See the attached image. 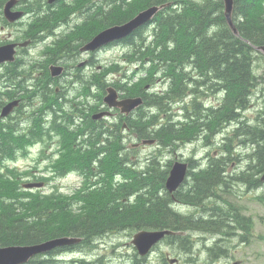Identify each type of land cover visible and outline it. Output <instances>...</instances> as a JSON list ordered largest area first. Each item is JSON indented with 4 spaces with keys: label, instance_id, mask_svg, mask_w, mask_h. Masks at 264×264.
<instances>
[{
    "label": "trees",
    "instance_id": "16d2710c",
    "mask_svg": "<svg viewBox=\"0 0 264 264\" xmlns=\"http://www.w3.org/2000/svg\"><path fill=\"white\" fill-rule=\"evenodd\" d=\"M153 1L138 0L137 9L133 11L130 8H134L135 5L125 7L126 9L123 11L118 8L106 14L101 12V15L98 16L94 23L95 31L101 30L110 23L121 22L132 17L138 9L149 6ZM155 1L158 3L169 1L170 4L164 7L155 17L154 21L156 23H150V25L154 26L153 30L158 29V32L154 48L147 47L145 54L148 55V59L152 62V68L154 69L158 66L157 69H163V74L170 76L171 83L166 95L158 98L152 96L150 100L153 103H158L162 99L175 101L189 90H192L193 88L187 90V82L182 81L184 78H191V75L184 71V68L189 63H192L195 67L197 76L201 74L203 77L202 81L199 82L193 80V91L195 90L196 96L206 93L213 95L223 94L219 104L214 107L204 108V105L196 100L186 106L184 105L182 107L184 121L180 122L177 127H174L172 123H163L158 130V134L164 139L165 145H169L172 142L173 148L178 147L186 141L197 139L201 135L200 132L205 131L209 133L203 137V140L205 145L210 146L213 137L218 131L229 124H236L231 133L229 131L224 136V142L221 146V154L223 155V164L225 166L220 161H216L206 167L198 168L197 173L194 175V184L189 185L188 188L182 187L179 191L180 198L188 204L202 205L206 198L217 199V197L221 196L216 192V185L221 182H223L221 186H225V191L228 189L227 184L229 182L237 180L259 186L260 181L257 175L264 171V124H262L264 123V108L259 109L252 123L242 117L241 114L249 106L251 96L263 82L261 76L257 75L253 65L256 49L260 47L259 45H264V9L262 0H234L232 18L238 29L237 35L231 31L224 19L220 0H216L214 9L209 14L207 11L212 9V6H203L204 1L202 3H195L191 0ZM174 5H177V8ZM38 19L41 20V18ZM50 19H52V16ZM93 22V19L89 21V23ZM122 44L127 45L128 43ZM221 52L228 53L230 57L236 54L239 60L242 58L245 63V72L240 77L244 76V79H232L230 77L229 74L234 71L235 66L231 67V69L230 66H220L221 62H227V59H221L219 56L222 55ZM209 54L213 56L210 57ZM141 84L130 86L128 89L130 94L139 93L137 91ZM262 88L264 90V86ZM92 110L95 111V109ZM135 117L136 114L132 117L129 116V120L131 121ZM86 121H89V124H86L81 131L86 133L89 130L90 140L95 137H101L102 130L96 136H93L96 132L95 128L101 126V121H92L90 115L89 117L86 116ZM259 123L263 125L262 129H260ZM132 125L138 130L146 127L145 123L132 122ZM12 127H8L5 131L4 125H0V152L5 146L13 142ZM138 135L140 137L151 136L148 132H140ZM156 135L155 133L154 136L156 137ZM235 139L243 145L250 142L255 146H252L251 150L244 154L243 161L236 159L238 163L243 165H237L238 169L229 171L228 167L232 160L231 154ZM14 142L18 144L19 140L15 139ZM91 147L92 149H88V153L84 156L86 164L82 166V162L79 161L82 171L91 166L92 159L99 152L96 145ZM117 147L115 144L111 148L110 153H108L113 163L111 171L118 168L123 161V157L118 158L119 148ZM104 149L110 150L108 146ZM71 150L75 152L72 148ZM66 164L69 166L71 163L67 162ZM74 164L77 163H73L72 166ZM215 164L218 168L214 169V172L216 170L214 173L211 170ZM100 165H102V161ZM245 168L248 169L244 170ZM160 174L164 176L162 170ZM151 178L153 177L150 176L145 181L148 182ZM158 185V183L146 185V188H149L146 196H140L134 204L110 202L101 208L95 209L93 214L70 217L63 225V227L66 226L64 233L82 236V242L90 239L89 243H91L103 233L114 231L125 224L131 228H141L146 224H156L157 227L169 226L173 229H185L188 226L187 218L190 217L183 216L172 210L164 198H159L158 202H156L158 199H150ZM136 187V183H131V189ZM196 187L198 189H195ZM207 187L212 190H206ZM97 189H102V192L108 193L107 184L103 187H97ZM2 193L0 191V196ZM99 195H101V192ZM26 197L6 196L0 198V246L35 243L57 234L56 231H50L55 227L50 228L49 221L47 222V209L43 207L45 202L34 199L28 201ZM211 209L212 215L208 213L205 216L194 217L195 221L206 219L203 221V226L207 227L206 230L208 232L221 233L223 215L220 214L216 206L211 207ZM53 211H57V209ZM93 215H97V218H93ZM107 215L110 216L108 217ZM82 248L84 249L85 247ZM73 249H81V247H61L55 249L48 256H37L30 260L28 264H52L56 260L58 252ZM212 256L218 258L219 254L212 252ZM132 264H138V262L135 260Z\"/></svg>",
    "mask_w": 264,
    "mask_h": 264
},
{
    "label": "flooded vegetation",
    "instance_id": "af4514ba",
    "mask_svg": "<svg viewBox=\"0 0 264 264\" xmlns=\"http://www.w3.org/2000/svg\"><path fill=\"white\" fill-rule=\"evenodd\" d=\"M7 1L0 0V36L6 41L4 44L16 45L14 60L16 57L17 60L13 65L11 64L10 69H7L8 72L11 71L10 75L15 79L8 83H13L11 89L6 90L5 88L4 91H0V102L8 100L12 96V99L19 100V105L23 103L22 105L29 106L33 104L37 95L35 92L41 91L42 86L46 91L49 88L48 92L61 93L74 85L75 82L85 84L89 76L95 83L94 75L96 77L97 73H94L93 67L95 66L96 71L99 68L96 54L95 51L83 50V46L89 41L91 35L97 33L94 26V22L99 16L97 6L90 5L86 0H55L53 3H48L47 0H13L10 10L21 11L22 16L20 19L10 20L4 13ZM104 4L108 5L107 2ZM65 10L77 12L76 19L66 23H60L62 19L58 21L50 19L52 14L55 15L61 11L66 13ZM37 18H41V20ZM91 19L94 20L93 23H89ZM39 45L43 46V51L31 50ZM52 65L60 67L62 73L59 76L49 75L48 71ZM7 70L2 73L3 76L0 74V79L7 75ZM19 74L25 77V82L23 78L19 77ZM142 94L146 97L147 90L142 89ZM52 104L53 106L58 105L56 102ZM12 129L14 130L15 127ZM137 167L143 174L148 173L150 176L160 179V183L163 180L154 146L138 160ZM129 175L130 172H128ZM103 246L107 247V244H103Z\"/></svg>",
    "mask_w": 264,
    "mask_h": 264
},
{
    "label": "rangeland",
    "instance_id": "374dc122",
    "mask_svg": "<svg viewBox=\"0 0 264 264\" xmlns=\"http://www.w3.org/2000/svg\"><path fill=\"white\" fill-rule=\"evenodd\" d=\"M112 1V0H111ZM110 1V2H111ZM208 1H204V5L203 6H208L211 7L212 9H209L207 11V13H211L210 11H212L214 9L215 6V2L212 0ZM210 42V40H209ZM208 42V43H209ZM119 48H112L109 51H107L105 54H102V56H114L117 54L121 53V49ZM258 49L260 50V48L258 47ZM258 49L257 52L259 51ZM256 52V53H257ZM222 55H219L224 59H227V62H221L222 64L220 65L221 67H226V66H230L233 68L234 66V71H231V73L229 74L230 77L232 79H236V78H242L240 77L241 74L243 72H245L244 70V61H242V58L239 60L237 59L238 55L234 54L232 57H230L228 55V53L226 52H221ZM210 57H212V54H209ZM256 67H257V72L261 73L264 70V57L263 59H259L256 62ZM232 74H234V76H232ZM9 76L13 79H15L14 76H11L9 73ZM7 76H5L3 79H0L1 81H4V79H6ZM24 82H25V77H22ZM244 81V80H243ZM4 83V82H3ZM10 86H12V84H10ZM263 85H259L258 89L259 91L263 90ZM23 88V86L21 87V89ZM2 91L5 90V87L1 88ZM49 90V88H48ZM45 91L43 93V95H46L48 93ZM258 92V91H256ZM261 94V93H260ZM256 95L257 93H254V100H252L251 105L249 106V108L245 111V114L248 115L250 118H254L258 112L260 108H264V102L262 99H256ZM264 97V90L263 93L261 94ZM252 96V97H253ZM257 105L259 107H257ZM93 110L92 109H88V110H81L80 111V115L82 117V119H85L87 115L91 116V112ZM264 124V123H262ZM261 123H259V127L260 129L263 128V125ZM17 127V126H15ZM220 134H224L223 132L219 133ZM221 137V136H219ZM217 138V136L215 137V139ZM203 145V142H202ZM196 148V145L194 146H188L186 149L189 151H191L192 149ZM212 150H214L213 154L217 155L219 153V151H217V148H212ZM245 150V149H244ZM243 150V151H244ZM211 151V150H210ZM187 155V152L185 153ZM33 158H41L44 156V153L41 151H37V149L33 150L32 153ZM74 158L71 156L70 152L68 150H64L63 155L60 157V159L58 160V167H65L68 168V165L66 164L67 162H70L71 160H73ZM110 162H112L110 159L108 160L107 164H106V168H109L110 166ZM113 164V163H112ZM218 168V166L215 164L213 166V169L211 170L212 172H214V169ZM42 167L38 166L36 167V170L39 171L41 173ZM216 172V170H215ZM214 172V173H215ZM13 179V180H12ZM6 178V179H2L0 180V191H2V195L0 196L3 197L5 195H10L11 193H14V191H17L16 188V182L14 178ZM43 179V180H42ZM50 178L46 177V176H41L39 178L36 179L37 182L41 183V182H49L48 186H50L51 184H54V189H61V193H58L55 195V200L56 202H53V199L48 198L45 199L43 198V193L47 192H41L39 190H36L32 196L31 199H34L36 201H43L45 202V205H43L44 207H47L50 211H53L55 208H57V214L54 215H49L47 216V222L49 221V226L51 227H58L59 229H61L63 227V225L65 224L66 221H68L70 219V217H73L75 215H77L79 212L76 211H70L68 207L62 206L63 204V199L67 198V197H74L73 202L75 201H79V199L81 200V205H82V210L81 212H87L90 214H93V211L97 208H101L104 205H102L104 203V201L107 198V192H102L101 189H91V190H87V191H83V194H79L81 191V189H74V187L77 186V182L74 181V178L72 176L65 178L63 180H61L60 182H57L55 180H49ZM58 184V185H57ZM16 189V190H14ZM69 189H72V191H70ZM195 189H198V187H196ZM212 190L210 187H207L206 190ZM101 192V195H99ZM264 195V194H263ZM258 194L256 193H247L243 190L238 191V194L236 195V197L233 199L237 205L239 207H241V210L244 214L250 216L253 220V234L254 236L251 237V240L249 243L246 244H239L234 242V247L233 251H231V256L222 260V262H220V264H233V262L238 261V264H264V199H260L257 198ZM159 201V198L156 202ZM147 206V205H145ZM108 217L110 215H107ZM93 218H97V215H93ZM122 235H121V241L123 244V247L126 248L127 252L132 253L131 248L129 247V242H130V232L123 230L121 231ZM262 237V238H259ZM91 253L93 257H97V254H102L103 256H107V262H109V264H117L116 260L111 256L114 254V248H109L108 247H99V248H94L91 247ZM111 249L113 250V252H111ZM188 255H184L181 253V255H179V258L181 259V261H184V259L187 257ZM129 257L127 259V261H129ZM154 261V260H153ZM185 262V261H184ZM95 264H100V261H96Z\"/></svg>",
    "mask_w": 264,
    "mask_h": 264
},
{
    "label": "water",
    "instance_id": "95a60500",
    "mask_svg": "<svg viewBox=\"0 0 264 264\" xmlns=\"http://www.w3.org/2000/svg\"><path fill=\"white\" fill-rule=\"evenodd\" d=\"M225 3V16L226 20L229 23L232 31L237 33V29L235 28L232 22V8L233 2L232 0H224ZM13 4V0H10L5 5V13L7 14L10 10L11 5ZM153 8H149L146 11L142 12L135 19L130 20L122 25H115L110 28L104 29L100 32L93 40L89 42V44L85 48H93L101 47L102 44L108 43L111 40L118 39L120 37L126 36L129 32L135 29L137 26L141 25L145 22L150 15H152ZM18 17V15H16ZM13 17V18H16ZM264 51V46L260 47ZM107 95L104 97V100L109 106H120L122 111H129L138 104L141 103L142 99L140 97L137 98H127L120 101L116 100V91L109 87ZM11 108V105L6 106L3 109V114L7 113ZM106 114V112H101L99 114L94 115L95 118L101 117ZM186 171V163L175 162L172 169L170 170L169 178L166 181V187L173 191L177 188V186L181 183L184 178ZM262 180H264V175L262 176ZM40 183L37 184H27L28 187L39 186ZM165 233H170L168 230L164 231H141L137 234H134L135 238L132 241L136 248L138 249L139 254L144 255L148 252L150 247L158 241ZM80 238L68 237V236H60L54 237L52 239L28 244V245H9L0 247V264H24L29 260L30 257L35 254L46 252L51 250L56 246H63L66 244L75 243Z\"/></svg>",
    "mask_w": 264,
    "mask_h": 264
},
{
    "label": "bare ground",
    "instance_id": "6f19581e",
    "mask_svg": "<svg viewBox=\"0 0 264 264\" xmlns=\"http://www.w3.org/2000/svg\"><path fill=\"white\" fill-rule=\"evenodd\" d=\"M118 1L119 0H114V1H111L109 4H108V6L109 7H112V6H114L115 4H117L118 3ZM5 4V3H4ZM173 5V4H172ZM4 7V6H3ZM31 10V9H30ZM26 11V10H25ZM24 11V12H25ZM31 12V11H30ZM29 12V13H30ZM27 13V12H26ZM25 13V14H26ZM232 13V12H231ZM129 19V18H128ZM2 29V28H1ZM4 30H6V29H4ZM5 33V32H4ZM15 40H17V39H15ZM15 42V41H14ZM127 44V43H126ZM19 47V46H18ZM260 48V47H259ZM26 54H28V53H26ZM32 55V54H31ZM25 57V56H24ZM27 57H29V56H27ZM33 58V57H32ZM26 59V58H25ZM36 60V59H35ZM13 65V64H12ZM23 66V65H22ZM11 67V66H10ZM15 67V66H14ZM89 69V68H88ZM7 70V69H6ZM20 70V69H19ZM18 70V71H19ZM93 70V69H92ZM91 70V71H92ZM22 71V70H21ZM26 71V70H25ZM28 71V70H27ZM87 71V70H86ZM7 72H8V70H7ZM11 71H9L8 73H7V75L10 73ZM20 72V71H19ZM29 72H31V71H29ZM4 73V72H3ZM88 73V72H87ZM90 73H93V72H90ZM5 74H6V72H5ZM23 74V73H22ZM89 74V73H88ZM6 75V76H7ZM86 75V74H85ZM90 75V74H89ZM97 75V74H96ZM2 76H3V74H2ZM93 76V75H92ZM95 76V75H94ZM19 77H24L23 75L21 76L20 74H19ZM81 78H82V76H81ZM81 78H78L79 80L81 79ZM84 78V77H83ZM91 78V77H90ZM92 79V78H91ZM94 79H95V77H94ZM12 80V78L10 77V76H7V78L6 79H4V81H1L0 80V91L2 90L1 88L2 87H5L6 88V90L7 89H11V86H10V84H8V83H10V81ZM76 80V79H75ZM85 81V80H84ZM4 82V83H3ZM86 83H87V85L88 86H90V87H94V85H95V83H94V81H92V80H87L86 79ZM11 84H13V83H11ZM187 87V86H186ZM38 88V87H37ZM184 88V87H183ZM194 88V87H193ZM186 89V88H185ZM36 90V89H35ZM200 90V89H199ZM136 91H137V88H136ZM185 91V90H184ZM195 91V90H194ZM138 92V91H137ZM181 92V91H180ZM186 92V91H185ZM36 93V92H35ZM135 93V92H134ZM198 94V93H197ZM202 94V93H201ZM181 95V94H180ZM199 95V94H198ZM184 96V95H183ZM4 98V97H3ZM24 98V97H23ZM0 99H1V95H0ZM193 101V100H192ZM191 101V102H192ZM21 102V101H20ZM23 104V103H22ZM59 104V103H58ZM53 105V104H52ZM203 107V106H202ZM183 109V108H182ZM202 109V108H201ZM94 115H96V110L95 111H92L91 112V117H94ZM132 116H135V113H133V114H131L130 115V117H132ZM79 117L82 119V117H81V115H80V111H79ZM135 118H133L131 121H133ZM182 123V122H181ZM180 124V123H179ZM14 125V126H13ZM20 125V121L18 120V119H15L14 121H11L9 124H6V125H4V127H5V131L7 130V128L8 127H15V126H19ZM140 127V126H139ZM200 136V135H199ZM10 142H12V141H10ZM37 159H39V158H37ZM155 162H156V160H155ZM157 164V163H156ZM139 170V169H138ZM140 170H142V169H140ZM13 180V179H12ZM43 180V179H42ZM44 182V181H43ZM46 182V181H45ZM58 185V184H57ZM71 197V196H70ZM70 234V233H69ZM77 236V235H76ZM98 237V236H97ZM96 237V238H97ZM68 248V247H67ZM70 248V247H69ZM58 249V248H57ZM65 249V248H64ZM59 253V252H58ZM52 254V253H51ZM50 255V254H49ZM51 264V263H50Z\"/></svg>",
    "mask_w": 264,
    "mask_h": 264
}]
</instances>
